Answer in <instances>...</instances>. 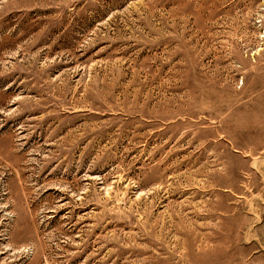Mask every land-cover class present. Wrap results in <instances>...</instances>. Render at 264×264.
Instances as JSON below:
<instances>
[{
	"label": "rangeland",
	"instance_id": "374dc122",
	"mask_svg": "<svg viewBox=\"0 0 264 264\" xmlns=\"http://www.w3.org/2000/svg\"><path fill=\"white\" fill-rule=\"evenodd\" d=\"M0 264H264V0H0Z\"/></svg>",
	"mask_w": 264,
	"mask_h": 264
}]
</instances>
